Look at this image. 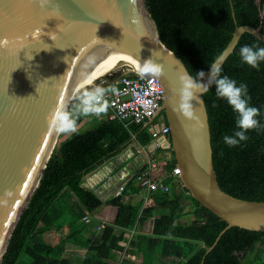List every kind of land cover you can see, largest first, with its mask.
Masks as SVG:
<instances>
[{"label":"trees","instance_id":"trees-1","mask_svg":"<svg viewBox=\"0 0 264 264\" xmlns=\"http://www.w3.org/2000/svg\"><path fill=\"white\" fill-rule=\"evenodd\" d=\"M231 2L238 25H251L264 33V0H146L162 42L191 75L207 73L213 59L229 44L235 30ZM253 44L264 47L263 41L245 33L222 66V75L247 84L251 105L260 110L258 119L264 124V62L255 70L239 57L242 46ZM93 89L80 90L68 111L75 112L78 98ZM204 99L221 189L240 199L264 201V131H251L246 142L228 147L223 136L237 130L236 116L217 98L214 86ZM88 116H75L76 126ZM91 118L99 121L94 128L61 133L63 139L13 231L2 264H264V232L239 227L229 228L206 253L228 224L200 204L180 177L171 174L177 167L174 154L168 158L157 152V161H166L164 183L169 191L153 192L151 206H144V199H126L143 191L134 178L125 184L121 195L106 202L96 191L83 187L87 173L128 147L148 148L154 142L150 127L144 123ZM160 119L167 124L164 112ZM104 204L118 208L114 222L95 217ZM86 213L92 216L91 223L83 220ZM100 222L106 225L96 233V244L82 237L84 232L96 230ZM130 231H134L131 239ZM52 232L63 234L55 244L46 238ZM128 241L126 250L123 243ZM69 246L84 248L89 254L69 255ZM124 250L129 257L121 259Z\"/></svg>","mask_w":264,"mask_h":264},{"label":"water","instance_id":"water-1","mask_svg":"<svg viewBox=\"0 0 264 264\" xmlns=\"http://www.w3.org/2000/svg\"><path fill=\"white\" fill-rule=\"evenodd\" d=\"M231 7L235 30L222 52L226 56L222 66L245 33L264 42L260 28L238 25L232 2ZM0 42L4 44L0 47V264L58 145L61 133L49 125L50 114L68 111L79 84L114 53L130 56L140 65L148 59L163 65L159 79L165 99L146 126L166 125L158 118L164 112L169 140L160 146L153 142L148 148L128 147L87 173L82 186L99 194L90 179L103 171V180L110 176L112 185L99 194L106 202L150 158L157 160V152L169 151L191 195L228 224L207 254L229 228L264 232V201L234 197L218 183L204 95L202 104L193 101L195 119L180 118L179 79L190 72L162 42L146 0H0ZM148 151L155 152L150 157Z\"/></svg>","mask_w":264,"mask_h":264},{"label":"clouds","instance_id":"clouds-1","mask_svg":"<svg viewBox=\"0 0 264 264\" xmlns=\"http://www.w3.org/2000/svg\"><path fill=\"white\" fill-rule=\"evenodd\" d=\"M41 2L47 3V0H41ZM0 47H4L2 42H0ZM239 57L243 64L259 70L260 64L264 62V47H259L257 44L244 45L239 50ZM225 58L224 53L217 55L209 65L210 71L207 74L204 71H199L195 75L184 73L180 76V102L176 110L181 119H195L193 101H195V104H202L201 96L207 93L210 87L214 86L217 98L226 102L236 116L237 130L231 136L225 134L223 142L228 147H236L249 139V132L264 131V124H261L258 119L261 115L260 110L251 105V96L247 84L244 82L238 83L228 75H222V64ZM140 74L142 76L162 77L164 68L163 65L155 63L153 59H148L142 63ZM206 76L207 79L205 80ZM111 90L115 91L114 88ZM106 91L104 88L96 87L92 91L84 92L78 98L79 102L75 106V112H69L65 109L54 110L50 114L49 125L58 133L75 132V116L91 113L99 114L107 110L108 104L104 99ZM158 118H160V115Z\"/></svg>","mask_w":264,"mask_h":264},{"label":"built area","instance_id":"built-area-1","mask_svg":"<svg viewBox=\"0 0 264 264\" xmlns=\"http://www.w3.org/2000/svg\"><path fill=\"white\" fill-rule=\"evenodd\" d=\"M115 73L117 74L113 75ZM115 73H110L108 76L101 78L100 81L98 80L99 82L93 86L94 89L96 87H101L107 90L104 99L107 101L108 107L106 111L99 114L91 113L90 115L99 119L108 118L118 119L126 123H144L146 126L147 122L160 111L165 99V88L162 81L159 77L142 76L139 71L134 72V70L128 73ZM113 88L115 91L111 90ZM151 127L152 126H150V130L154 137V143H157V146L163 145L169 140V125L155 128ZM151 152L153 153V151ZM145 165L146 167L140 169L133 178L145 192L143 198L144 206H151L154 204L152 193L158 190L168 192L169 186L164 183V176L166 174L165 165L161 167L162 165L159 161L152 160L151 158L143 166ZM161 170L163 171L161 172ZM171 174L180 177V167H175ZM124 189L125 185L121 186L116 191L115 196L121 195ZM83 220L87 223H91L92 216L86 213ZM105 225V222H100L96 230L101 231ZM133 233L134 231L128 233L130 239ZM123 245L126 246L127 250L130 243L129 241L124 242ZM126 250L120 253L121 259L129 257Z\"/></svg>","mask_w":264,"mask_h":264},{"label":"crops","instance_id":"crops-1","mask_svg":"<svg viewBox=\"0 0 264 264\" xmlns=\"http://www.w3.org/2000/svg\"><path fill=\"white\" fill-rule=\"evenodd\" d=\"M93 119L91 118V116H88L86 117L83 122L81 124L78 125V127L76 126V130L77 129H83V127L85 125H87L88 123H90V121H92ZM94 128V127H93ZM92 129V128H91ZM72 132H70L69 134H71ZM68 134V135H69ZM155 152V151H154ZM153 152V153H154ZM153 153L151 151H148V154L149 156H152ZM168 158L171 157V152L169 151H166V152H163ZM163 156V155H162ZM160 155V157H162ZM159 162H162L161 160ZM165 165H166V161H164ZM104 172L101 171L99 174H96L93 178L90 179V182L95 185L96 189H98V192L100 195L106 193L108 191V189H110L112 187L111 185V182H109L108 180L110 179V176H108L107 179H104L103 180V177H104ZM144 194L145 192L144 191H141V193L137 194V195H130V196H127L126 199H133L135 200L136 202L138 200H136V197H138L140 199V196H142V199L144 198ZM139 202V201H138ZM117 213H118V208L116 206H113L111 204H104L100 209H98L95 213V217H97L98 219L102 220V221H106V222H114V220L116 219L117 217ZM67 231V228L65 229ZM94 230L93 229H90L86 232H84L82 234V237H84L85 239L91 241L93 244H96L98 239L97 237H95V234H94ZM59 233V232H57ZM64 233V232H63ZM97 233V232H96ZM51 233L47 234L46 235V238L48 240V237ZM49 241V240H48ZM50 242V241H49ZM78 249H75L73 246H69L68 248V252H69V255H72L74 256V250L75 251H79V250H86L84 248H79L77 247ZM88 252V250H86ZM74 253V254H73ZM89 252L86 254L88 255ZM79 255V254H78ZM81 256H85V255H81Z\"/></svg>","mask_w":264,"mask_h":264},{"label":"bare ground","instance_id":"bare-ground-1","mask_svg":"<svg viewBox=\"0 0 264 264\" xmlns=\"http://www.w3.org/2000/svg\"><path fill=\"white\" fill-rule=\"evenodd\" d=\"M121 64H128L133 66L137 71L140 72L142 65L134 58L122 55L119 53H114L106 58L98 68H95L93 72L87 75L83 81L79 84L77 91L79 92L83 88L88 86H92L96 81L100 80L101 78L109 75L112 71H114L117 67Z\"/></svg>","mask_w":264,"mask_h":264},{"label":"rangeland","instance_id":"rangeland-1","mask_svg":"<svg viewBox=\"0 0 264 264\" xmlns=\"http://www.w3.org/2000/svg\"><path fill=\"white\" fill-rule=\"evenodd\" d=\"M133 70V68L130 66V65H128V64H122V65H120L119 67H117L114 71H112L111 72V74L112 73H115V72H123V73H128V72H130V71H132ZM108 76V75H107ZM106 77V76H105ZM100 81V80H99ZM99 81H96L92 86H94V85H96V83H98ZM92 86H88V87H92ZM83 122V121H82ZM81 122V123H82ZM98 120L97 119H93L92 121H90V123H88L87 125H85L84 127H83V129H82V131H86V130H88V129H91V128H93V127H95L97 124H98ZM80 123V124H81ZM77 127H78V125H77ZM70 133V132H69ZM63 139V137H60V139H59V141H58V145H59V143L61 142V140ZM57 145V146H58ZM161 165V167H164L163 165H165V163H164V161H162V162H159ZM163 170H161V172H162ZM136 200H138V201H140V200H142V196H140V199L138 198V197H136ZM135 201V200H134ZM137 201V202H138ZM136 202V201H135ZM185 221V220H184ZM94 231H96L97 233H99V231H97V230H95L94 229ZM66 232V230H64V233ZM96 232H94V234H95V237H97V239H98V235L96 234ZM63 233V234H64ZM63 234L62 233H57V232H52L50 235H49V237H48V240L51 242V243H53V244H55V243H57L58 241H59V239L63 236ZM75 249H78L77 247H74ZM74 253V255H86L88 252L86 251V250H79V251H73Z\"/></svg>","mask_w":264,"mask_h":264},{"label":"flooded vegetation","instance_id":"flooded-vegetation-1","mask_svg":"<svg viewBox=\"0 0 264 264\" xmlns=\"http://www.w3.org/2000/svg\"><path fill=\"white\" fill-rule=\"evenodd\" d=\"M159 122H160V124H162L163 123V120H160Z\"/></svg>","mask_w":264,"mask_h":264}]
</instances>
